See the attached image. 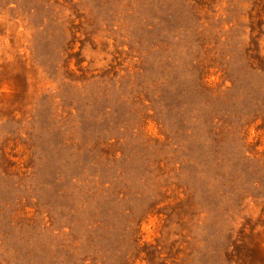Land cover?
Masks as SVG:
<instances>
[{
  "label": "rangeland",
  "instance_id": "374dc122",
  "mask_svg": "<svg viewBox=\"0 0 264 264\" xmlns=\"http://www.w3.org/2000/svg\"><path fill=\"white\" fill-rule=\"evenodd\" d=\"M0 264H264V0H0Z\"/></svg>",
  "mask_w": 264,
  "mask_h": 264
}]
</instances>
